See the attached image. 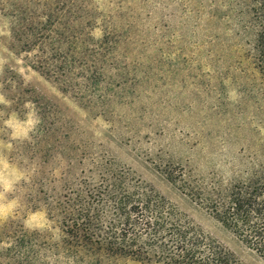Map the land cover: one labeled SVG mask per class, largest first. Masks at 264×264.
<instances>
[{
	"label": "rangeland",
	"instance_id": "obj_1",
	"mask_svg": "<svg viewBox=\"0 0 264 264\" xmlns=\"http://www.w3.org/2000/svg\"><path fill=\"white\" fill-rule=\"evenodd\" d=\"M228 2L90 0L92 41H115L91 100L33 69L0 12V264H17L10 247L24 232L38 252L29 264H55L46 247L61 240L68 200L90 185L134 183L244 264H264L205 207L224 189L264 179L257 35L242 31Z\"/></svg>",
	"mask_w": 264,
	"mask_h": 264
},
{
	"label": "trees",
	"instance_id": "obj_2",
	"mask_svg": "<svg viewBox=\"0 0 264 264\" xmlns=\"http://www.w3.org/2000/svg\"><path fill=\"white\" fill-rule=\"evenodd\" d=\"M243 32L257 35L254 63L264 81V0H229ZM13 43L33 69L64 91L91 100L105 78L115 41L93 42L90 0H2ZM108 58V59H107ZM80 190L61 209V240L46 247L55 264H244L226 245L147 185ZM131 185V184H128ZM115 187V188H114ZM209 214L264 260V179L233 185L205 204ZM11 261L38 252L26 232L14 237ZM40 248V247H39Z\"/></svg>",
	"mask_w": 264,
	"mask_h": 264
}]
</instances>
